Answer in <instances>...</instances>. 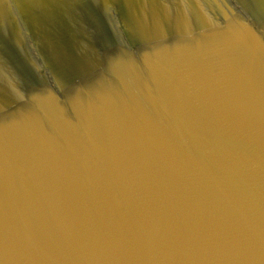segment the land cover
I'll list each match as a JSON object with an SVG mask.
<instances>
[{
    "label": "water",
    "instance_id": "water-1",
    "mask_svg": "<svg viewBox=\"0 0 264 264\" xmlns=\"http://www.w3.org/2000/svg\"><path fill=\"white\" fill-rule=\"evenodd\" d=\"M0 264H264V0H0Z\"/></svg>",
    "mask_w": 264,
    "mask_h": 264
},
{
    "label": "snow or ice",
    "instance_id": "snow-or-ice-1",
    "mask_svg": "<svg viewBox=\"0 0 264 264\" xmlns=\"http://www.w3.org/2000/svg\"><path fill=\"white\" fill-rule=\"evenodd\" d=\"M108 2H110V0H108ZM9 89H10V92H15V82H14V80L9 82Z\"/></svg>",
    "mask_w": 264,
    "mask_h": 264
}]
</instances>
